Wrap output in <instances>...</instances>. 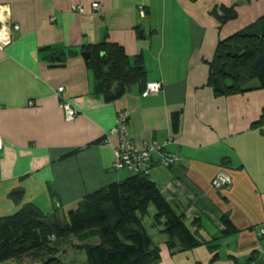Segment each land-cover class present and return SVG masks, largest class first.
<instances>
[{
    "label": "crops",
    "instance_id": "1",
    "mask_svg": "<svg viewBox=\"0 0 264 264\" xmlns=\"http://www.w3.org/2000/svg\"><path fill=\"white\" fill-rule=\"evenodd\" d=\"M78 5L81 14L71 10ZM230 8L234 18L222 21ZM262 17L264 0H0V27L18 26L0 48V217L33 205L63 222L85 196L132 176L112 170L122 112L134 145L168 142L177 154L171 168L153 155L149 179L204 243L169 250L151 227L156 264H264V122L252 126L264 115V89L252 80L225 94L210 81L218 44L262 30ZM101 44L121 47L137 75L114 101L81 57ZM149 82L162 88L144 98ZM220 172L229 185L214 190ZM223 215L233 234L222 235Z\"/></svg>",
    "mask_w": 264,
    "mask_h": 264
},
{
    "label": "trees",
    "instance_id": "2",
    "mask_svg": "<svg viewBox=\"0 0 264 264\" xmlns=\"http://www.w3.org/2000/svg\"><path fill=\"white\" fill-rule=\"evenodd\" d=\"M234 16L232 8L224 9L221 20ZM258 22L262 30L239 32L218 44L210 65V81L216 92L242 93L252 80L256 88L264 89V17ZM87 65L106 101L120 98L137 80L123 49L115 44L92 48ZM226 81L230 82L228 86ZM263 122L264 115L252 126ZM177 126L178 114L174 113V131ZM150 208L155 211L153 224L161 228L169 250L179 247L186 251L204 244L149 177L132 175L85 196L66 213L63 222L44 215L33 205L1 216L0 264L22 258L33 264H64L60 258L65 248L61 247L71 238L78 243L75 250L85 253V264H156L159 249L141 223ZM220 222L222 235L236 231L226 215ZM94 238L97 242L91 243Z\"/></svg>",
    "mask_w": 264,
    "mask_h": 264
},
{
    "label": "built area",
    "instance_id": "3",
    "mask_svg": "<svg viewBox=\"0 0 264 264\" xmlns=\"http://www.w3.org/2000/svg\"><path fill=\"white\" fill-rule=\"evenodd\" d=\"M93 10L98 9V4L91 5ZM71 10L76 13H83L84 8L82 6H73ZM140 17H144V10L142 6L136 8ZM53 21V19H51ZM18 31V26L7 25V27H0V48L6 47L12 41V33ZM160 82H149L145 84V87L141 93L142 97H149L158 94L161 91ZM63 90L59 88L58 93ZM31 106L32 103H29ZM60 108L64 111L67 121H72L76 115V111L73 110L65 102L60 104ZM112 135L118 138V144L113 151L114 161L112 170L114 172L126 171L131 175H139L149 177L151 169L154 165L153 155L158 156V163L166 168H171L178 161L177 154L169 153L166 150L168 142L158 144L156 142H146L140 147L134 145L131 134L127 127L126 114L119 112L117 115L116 125L111 131ZM3 147L2 140L0 138V150ZM229 183V177L224 173H218L210 183V187L214 190H220L227 186ZM58 207V205H57ZM259 235L264 237V229L260 230Z\"/></svg>",
    "mask_w": 264,
    "mask_h": 264
},
{
    "label": "rangeland",
    "instance_id": "4",
    "mask_svg": "<svg viewBox=\"0 0 264 264\" xmlns=\"http://www.w3.org/2000/svg\"><path fill=\"white\" fill-rule=\"evenodd\" d=\"M141 223L146 232L150 231L151 227H153L154 229L157 230V233H159L160 228L159 226H154L153 216L149 214V210L146 212L144 216H142ZM76 245H78L77 241L74 238H71L61 247L62 249L65 248V251L61 254V258H60L64 264H74L72 261H76L75 264H85V259H86L85 253L83 251L75 250L74 246ZM5 264H33V263L31 261L22 258L20 260H10Z\"/></svg>",
    "mask_w": 264,
    "mask_h": 264
},
{
    "label": "water",
    "instance_id": "5",
    "mask_svg": "<svg viewBox=\"0 0 264 264\" xmlns=\"http://www.w3.org/2000/svg\"><path fill=\"white\" fill-rule=\"evenodd\" d=\"M82 59L86 62H90V53L89 52H84L81 54ZM18 194V193H13V195Z\"/></svg>",
    "mask_w": 264,
    "mask_h": 264
}]
</instances>
